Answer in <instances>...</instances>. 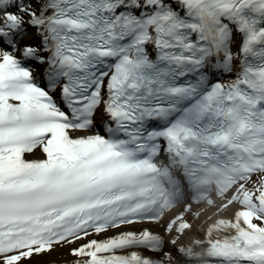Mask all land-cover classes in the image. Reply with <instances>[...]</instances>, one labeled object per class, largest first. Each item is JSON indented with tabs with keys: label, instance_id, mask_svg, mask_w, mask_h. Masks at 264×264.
I'll list each match as a JSON object with an SVG mask.
<instances>
[{
	"label": "snow or ice",
	"instance_id": "1",
	"mask_svg": "<svg viewBox=\"0 0 264 264\" xmlns=\"http://www.w3.org/2000/svg\"><path fill=\"white\" fill-rule=\"evenodd\" d=\"M162 141L248 182L219 259L264 264V0H0V264H150L118 255L150 229L90 237L155 222L116 205Z\"/></svg>",
	"mask_w": 264,
	"mask_h": 264
},
{
	"label": "bare ground",
	"instance_id": "2",
	"mask_svg": "<svg viewBox=\"0 0 264 264\" xmlns=\"http://www.w3.org/2000/svg\"><path fill=\"white\" fill-rule=\"evenodd\" d=\"M83 133H79L81 135ZM90 134V133H89ZM33 157H43L40 152L32 154ZM244 182L242 188L238 183L231 187L221 197L210 196L202 202H193L188 196L180 195L174 207L162 214L154 223L126 224L122 228H113L100 236L91 239H105L119 232L138 231L150 229L157 234L160 241L157 251H149L145 247L126 248L118 254L139 252L150 256L154 264H180L183 263L185 252L198 250L201 244L208 241L210 236L228 237L233 233L235 214L240 209L237 201L251 202L252 188ZM259 186L264 191V177L259 178ZM238 193H240L238 195ZM252 210L245 212L247 216ZM78 243H83L79 241ZM72 257L68 255L67 248H57L50 255L44 257L42 264H68ZM187 261V260H186ZM185 262V261H184ZM185 264H187L185 262ZM189 264H196L191 261Z\"/></svg>",
	"mask_w": 264,
	"mask_h": 264
},
{
	"label": "rangeland",
	"instance_id": "3",
	"mask_svg": "<svg viewBox=\"0 0 264 264\" xmlns=\"http://www.w3.org/2000/svg\"><path fill=\"white\" fill-rule=\"evenodd\" d=\"M183 258H185V259H181V261L183 262V263H180V264H185V262L187 263V264H189L191 261H193V259L192 258H187L185 255L183 256ZM187 260V261H186ZM185 261V262H184Z\"/></svg>",
	"mask_w": 264,
	"mask_h": 264
}]
</instances>
